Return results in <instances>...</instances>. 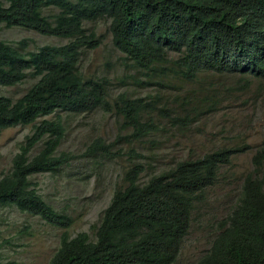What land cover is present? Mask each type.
<instances>
[{"label":"trees","instance_id":"trees-1","mask_svg":"<svg viewBox=\"0 0 264 264\" xmlns=\"http://www.w3.org/2000/svg\"><path fill=\"white\" fill-rule=\"evenodd\" d=\"M103 19L110 22L114 47L134 71L121 76V82L132 79L136 85L178 90V79L186 84L211 72L264 77V0H0V24L68 40L34 51L27 50L25 39L16 46L0 40V86L35 79L19 99L0 95V136L8 128L43 119L15 155L10 173L0 178V209L15 207L66 230L49 264H174L195 212L218 183L222 168L245 147L183 159L146 182L141 181L145 165H133L126 171V185L115 190L104 210L94 239L86 232L72 237L68 229L73 217L48 203L33 181L35 175L61 170L75 159L59 151L66 128L60 112L80 115L104 107L116 112L138 138L161 130L153 121L155 110L164 107L156 106L161 96L144 102L124 92L110 101L109 79L83 72L84 53L102 45L87 24ZM173 54L177 59L170 58ZM173 78L174 84L165 80ZM206 101L209 111L217 110L220 100L214 93ZM193 112L196 107L182 115L178 108L170 116L163 110L175 125L184 124ZM42 141L44 147L33 155ZM114 154L103 139L88 150L90 158ZM253 165L211 249L194 264H264V147ZM2 248L0 243V264H15L4 262Z\"/></svg>","mask_w":264,"mask_h":264},{"label":"rangeland","instance_id":"rangeland-1","mask_svg":"<svg viewBox=\"0 0 264 264\" xmlns=\"http://www.w3.org/2000/svg\"><path fill=\"white\" fill-rule=\"evenodd\" d=\"M87 27L97 32L102 45L84 53L83 72L87 76L109 79L112 83L110 101H115L124 92L142 98L144 102L161 96L156 106L164 107L156 109L153 115V121L161 130L138 138L132 135V129L123 124L116 112L104 107L80 115L60 112L66 128L59 151L73 154L75 159L61 170L35 175L33 181L48 203L57 211L73 217V225L68 229L72 237L86 232L94 239L104 210L115 190L126 185V171L133 165H145L141 181L146 182L183 159L200 157L224 147H245L222 168L218 183L209 189L207 200L195 212L191 232L174 263L194 264L211 249L220 232V224L240 195L245 177L254 170V155L264 147V77L211 72L186 84L178 79L181 85L178 90L158 85H136L132 79L121 82V76L134 71L128 70L127 62L122 59L124 55L113 45L110 22L103 19L88 23ZM24 39L28 51L44 45L68 43L67 39L0 24V40L16 46ZM177 57L173 54L170 58ZM138 78L146 79L143 75ZM165 80L169 84L176 83L174 78ZM34 83L35 79L30 76L17 86H0V95L19 99ZM213 93L220 103L217 110L209 111L205 107L206 100ZM195 107L197 112H193L184 124H173L172 117L163 113L168 110L170 116L178 108V114L182 115ZM57 115L46 119H54ZM42 120L34 125H17L2 133L0 178L10 173L15 155ZM98 139L112 145L115 154L90 158L88 150ZM43 147L44 141L35 147L33 155ZM65 231L15 207L0 209V243L3 244L1 252L6 263L49 264L61 246Z\"/></svg>","mask_w":264,"mask_h":264}]
</instances>
